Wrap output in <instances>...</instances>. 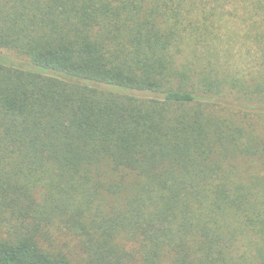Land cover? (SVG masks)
<instances>
[{"label": "trees", "instance_id": "16d2710c", "mask_svg": "<svg viewBox=\"0 0 264 264\" xmlns=\"http://www.w3.org/2000/svg\"><path fill=\"white\" fill-rule=\"evenodd\" d=\"M261 123L264 0H0V264H264Z\"/></svg>", "mask_w": 264, "mask_h": 264}, {"label": "rangeland", "instance_id": "374dc122", "mask_svg": "<svg viewBox=\"0 0 264 264\" xmlns=\"http://www.w3.org/2000/svg\"><path fill=\"white\" fill-rule=\"evenodd\" d=\"M227 28V30L233 31V33H238V36L232 35V37H226L234 48V53L236 55V57H234L235 62H248V58L250 59L251 56L256 54L255 44H253L252 40L247 37H239L241 29L237 24L230 21L228 22ZM259 131L264 136V124L261 123Z\"/></svg>", "mask_w": 264, "mask_h": 264}]
</instances>
